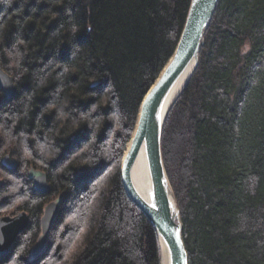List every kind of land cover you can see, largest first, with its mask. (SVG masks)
I'll return each instance as SVG.
<instances>
[{"label":"trees","instance_id":"1","mask_svg":"<svg viewBox=\"0 0 264 264\" xmlns=\"http://www.w3.org/2000/svg\"><path fill=\"white\" fill-rule=\"evenodd\" d=\"M190 0H0V217L29 225L0 264H160L121 158ZM161 149L189 264H264V0H219ZM17 161L10 171L1 159ZM30 168L50 191L34 190ZM63 194L36 259L47 203Z\"/></svg>","mask_w":264,"mask_h":264},{"label":"water","instance_id":"2","mask_svg":"<svg viewBox=\"0 0 264 264\" xmlns=\"http://www.w3.org/2000/svg\"><path fill=\"white\" fill-rule=\"evenodd\" d=\"M218 1L190 0L177 45L141 100L133 132L121 161L120 176L123 189L155 230L160 249V264H189L180 210L164 166L161 141L168 113L198 64L203 37ZM183 79L185 81L179 87ZM0 91L4 99H11L16 95L13 77L1 67ZM140 152L143 153L146 165L145 188H137L131 175L133 164ZM1 165L13 171L17 168V161L6 154L1 160ZM27 174L35 191L43 194L50 191L44 171L30 168ZM2 184L0 180V188ZM62 199L63 194H59L56 199L45 205L40 220L41 232L30 251L32 259H36L45 248ZM28 225L29 216L26 211L0 217V259L8 255L18 235L25 231Z\"/></svg>","mask_w":264,"mask_h":264},{"label":"bare ground","instance_id":"3","mask_svg":"<svg viewBox=\"0 0 264 264\" xmlns=\"http://www.w3.org/2000/svg\"><path fill=\"white\" fill-rule=\"evenodd\" d=\"M184 81L185 80L183 79L180 82L179 87H180V85H182L184 83ZM131 175H132L133 181H134L137 188H145L146 181H147V178H146L147 174H146V165H145V161H144V157H143L142 152L139 153V155L137 156V158L133 164Z\"/></svg>","mask_w":264,"mask_h":264},{"label":"rangeland","instance_id":"4","mask_svg":"<svg viewBox=\"0 0 264 264\" xmlns=\"http://www.w3.org/2000/svg\"><path fill=\"white\" fill-rule=\"evenodd\" d=\"M133 132V131H132ZM132 132H131V134H132ZM131 136V135H130ZM130 138V137H129ZM129 141V140H128ZM128 141H127V143H128ZM127 143H126V145H127ZM126 145H125V150H126ZM125 150H124V152H125ZM124 152H123V154H124ZM122 157H123V155H122ZM121 161H122V158H121Z\"/></svg>","mask_w":264,"mask_h":264},{"label":"flooded vegetation","instance_id":"5","mask_svg":"<svg viewBox=\"0 0 264 264\" xmlns=\"http://www.w3.org/2000/svg\"><path fill=\"white\" fill-rule=\"evenodd\" d=\"M2 158H3V157H2ZM1 160H2V159H1ZM2 167H3V166H2ZM4 168H5V167H4ZM5 169H6V168H5ZM7 170H8V169H7ZM10 171H11V170H10ZM13 171H14V170H13ZM0 180H2V179L0 178ZM2 182H3V180H2ZM3 184H4V182H3ZM3 184H2V186H3ZM2 186H1V187H2ZM0 189H1V188H0Z\"/></svg>","mask_w":264,"mask_h":264}]
</instances>
